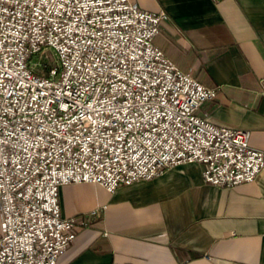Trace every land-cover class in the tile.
<instances>
[{"label": "built area", "instance_id": "built-area-1", "mask_svg": "<svg viewBox=\"0 0 264 264\" xmlns=\"http://www.w3.org/2000/svg\"><path fill=\"white\" fill-rule=\"evenodd\" d=\"M166 17L132 0H0V264H61L84 224L62 215V184L113 191L198 162L233 186L264 168L247 130L198 114L217 87L154 43ZM44 48L45 69L31 63Z\"/></svg>", "mask_w": 264, "mask_h": 264}, {"label": "crops", "instance_id": "crops-1", "mask_svg": "<svg viewBox=\"0 0 264 264\" xmlns=\"http://www.w3.org/2000/svg\"><path fill=\"white\" fill-rule=\"evenodd\" d=\"M132 1L166 11L154 43L217 87L198 114L247 130L250 144L264 150V0ZM202 169L185 162L113 191L62 184V215L84 224L59 263L264 264V168L233 186L204 181Z\"/></svg>", "mask_w": 264, "mask_h": 264}, {"label": "rangeland", "instance_id": "rangeland-1", "mask_svg": "<svg viewBox=\"0 0 264 264\" xmlns=\"http://www.w3.org/2000/svg\"><path fill=\"white\" fill-rule=\"evenodd\" d=\"M45 61L48 62L49 64H54V56L53 53L51 51H49V49L44 48L41 51H39L36 56H34L31 59V63L36 66V67H40L45 69Z\"/></svg>", "mask_w": 264, "mask_h": 264}]
</instances>
